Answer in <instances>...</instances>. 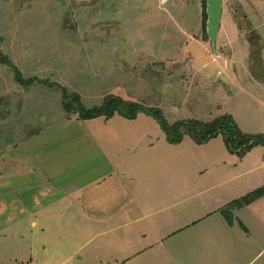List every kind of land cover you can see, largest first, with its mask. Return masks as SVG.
Masks as SVG:
<instances>
[{
	"label": "rangeland",
	"instance_id": "374dc122",
	"mask_svg": "<svg viewBox=\"0 0 264 264\" xmlns=\"http://www.w3.org/2000/svg\"><path fill=\"white\" fill-rule=\"evenodd\" d=\"M202 10L203 0H0V155L46 132L27 144L39 185L11 178L23 185L0 211V264H174L164 252L264 183V145L226 149L224 163L221 134L171 143L143 112L79 119L62 107L63 88L86 107L112 94L169 123L230 114L264 133V0H222L218 54ZM3 56L39 81L19 84ZM230 161V179L216 174ZM32 188L41 198L27 209L16 197Z\"/></svg>",
	"mask_w": 264,
	"mask_h": 264
},
{
	"label": "crops",
	"instance_id": "0c3cea01",
	"mask_svg": "<svg viewBox=\"0 0 264 264\" xmlns=\"http://www.w3.org/2000/svg\"><path fill=\"white\" fill-rule=\"evenodd\" d=\"M45 133H39L23 141L12 149L10 154L0 155V211L4 204L5 206L8 204L6 198L8 191L19 184L23 185L19 181L14 184V180L11 179L13 176L17 179L26 178L28 181L36 175L38 176L36 184L39 185L41 160L36 154L38 158L33 155V147L27 144L32 145L34 139L37 140ZM42 139L44 138L41 137L40 141ZM221 145L217 148L220 150L219 154L225 158L221 161L225 163L231 159V154L226 150L223 139ZM230 162L226 164L225 170H218L216 174L230 179L233 171L229 167L233 165V161ZM43 171L47 176H51L50 172ZM33 190L34 188L28 195L24 194V191L18 192L16 201L22 202L27 209H34L41 197L39 190L35 192ZM232 214L231 222L222 214L203 220L204 222L193 232L176 244L175 250L164 252V257L174 259V264H264V195L243 207L233 209ZM31 224L36 225L37 221L31 219Z\"/></svg>",
	"mask_w": 264,
	"mask_h": 264
},
{
	"label": "trees",
	"instance_id": "16d2710c",
	"mask_svg": "<svg viewBox=\"0 0 264 264\" xmlns=\"http://www.w3.org/2000/svg\"><path fill=\"white\" fill-rule=\"evenodd\" d=\"M202 14V26L205 32V0H203ZM205 36L207 38L206 32ZM1 59L6 65L13 67L15 80L19 84L27 87L33 81H39V79L35 77L23 79L20 72L6 56H3ZM62 91L61 102L63 109L68 113L78 112L79 119H90L99 116L109 118L114 114L132 119L138 112H143L154 118L160 129L164 132L167 140L171 143L180 142L183 135H188L196 143H203L215 135L221 134L227 149L237 154H243L256 145H264V133L248 134L242 132L230 114L219 115L211 121L179 119L173 123H169L160 108L144 106L135 101H127L118 95H105L100 104L86 107L81 102L77 93H68L64 88ZM36 133L37 132H34L32 135ZM262 195H264V184L247 192L240 198L232 200L226 204L221 212L228 222H231L233 209L243 207ZM121 264L125 263L122 262Z\"/></svg>",
	"mask_w": 264,
	"mask_h": 264
},
{
	"label": "water",
	"instance_id": "95a60500",
	"mask_svg": "<svg viewBox=\"0 0 264 264\" xmlns=\"http://www.w3.org/2000/svg\"><path fill=\"white\" fill-rule=\"evenodd\" d=\"M166 1V0H161ZM205 32L210 43L211 50L218 54L216 50V38L220 28L222 16V0H205Z\"/></svg>",
	"mask_w": 264,
	"mask_h": 264
}]
</instances>
